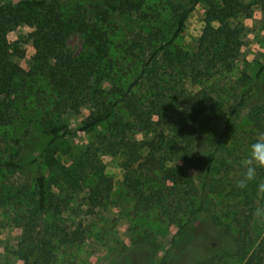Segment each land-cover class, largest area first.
Wrapping results in <instances>:
<instances>
[{
  "label": "trees",
  "instance_id": "16d2710c",
  "mask_svg": "<svg viewBox=\"0 0 264 264\" xmlns=\"http://www.w3.org/2000/svg\"><path fill=\"white\" fill-rule=\"evenodd\" d=\"M134 1L17 0L0 4V136L5 144L21 145L22 136L11 134L7 137L6 132H20L17 101L29 91L28 83L39 77L49 93L43 104L35 96L38 99L36 105H41L37 128L46 142L25 163L19 161L17 155L0 160V169L21 173L27 167L32 168L33 226L50 232L53 242L71 243L73 233L69 235L57 223L46 225L43 222L44 216L61 215L60 205L65 203L64 198L57 199L51 193L45 171L56 166L54 154L60 140L103 128L107 132L103 140L105 148L114 156L124 157L125 185L138 205L156 208L170 220L179 215L180 223L176 228L179 233L204 210L211 196L237 197L241 200L239 205L224 207L226 221L214 216L213 223L219 233L231 237L234 253L244 260L243 264H262L264 240L254 246L250 230L257 199L253 195L255 185L240 190L235 182L243 171L239 161L247 154L257 131L264 130V102L248 103L251 86L263 72L264 61L251 83H245V78L239 81L240 86L245 84V87L240 93L231 95V102L226 103L224 109L218 97H210L204 92L196 96L184 88L174 91L170 82L162 79L166 73L175 72L180 79L192 84L201 78L204 81L207 71L215 75L219 69L229 70L238 48L230 38V26L246 9L240 0H185L171 6L174 27L171 40L179 35L194 8L199 4L204 6L203 27L193 59L186 53L175 55L166 51L162 58H157L158 50H154L150 55V66L141 64L138 79H134L126 90L116 88L105 100H100L89 93V80L107 57L111 34L108 30L113 26V20H125L134 12L137 8ZM260 2L264 3V0ZM19 25L33 29L30 42L35 65L29 72L22 71L9 60V51L1 43L2 37ZM72 32L79 33L83 39L84 50L76 55L65 48L66 39ZM135 46L142 50L139 43ZM14 52L13 58L18 59L19 53ZM142 80L147 85L146 94H135L133 88ZM83 104H88L92 112L70 130L66 120ZM204 107L210 120H219L221 124L217 133L205 136L199 144L195 124ZM171 162H176L180 171L194 172L197 193L193 199L184 189L177 188L174 169L165 165ZM258 179H264V171L259 173ZM169 180L174 182L171 187L164 185ZM186 182L192 181L187 178ZM88 192L93 207L101 198V191L93 186ZM42 231H38L36 239L27 238L24 250L19 252L23 264H29L30 259L31 264H49L52 260L53 243ZM215 259L207 256L199 264H214ZM158 264H164L163 259Z\"/></svg>",
  "mask_w": 264,
  "mask_h": 264
},
{
  "label": "rangeland",
  "instance_id": "374dc122",
  "mask_svg": "<svg viewBox=\"0 0 264 264\" xmlns=\"http://www.w3.org/2000/svg\"><path fill=\"white\" fill-rule=\"evenodd\" d=\"M14 1L17 0H0V4ZM184 1L136 0V10L125 20H113V26L108 30L111 34L107 57L91 76L87 86L89 93L105 100L106 95L116 88L126 90L134 79H138L141 64L150 66V55L154 50H158L157 58H162L166 51L175 55L177 52L186 53L189 59H193L203 27L204 6L199 4L194 8L179 35L171 40L174 29L171 6ZM240 2L246 12L236 17L230 26V38L238 45L231 68L219 69L215 75L205 72V82L201 78L189 84L175 72L166 73L163 82H170L169 86L174 91L184 88L196 93V96L204 92L210 97H218L223 109L231 102V95L240 93L245 87V84L240 86L241 79L245 78V83H251L264 61V3L260 0ZM32 31V28L19 25L1 39L9 51V60L24 72L32 71L35 65L30 42ZM82 40V35L72 32L66 39V50L73 55L81 53L84 50ZM136 43L141 45V51L136 48ZM14 51L19 53L18 59L13 58L16 55ZM34 79L35 82L28 83L29 91L17 101L20 132H6L7 137L11 134L22 136L21 145L5 144L0 136V160L17 155L19 161L25 163L46 142L37 128L41 105H36L38 99L35 96L44 103L49 93L41 78ZM146 90L144 80L137 82L133 88L135 94H146ZM249 95V105L264 102V70L251 86ZM91 112L88 104L79 106L66 120L69 129L73 130ZM220 124L219 120H210L204 107L195 124L198 143L202 144L205 136L217 133ZM106 133L101 128L60 140L54 154L56 166L51 171H45L51 193L57 199L64 198L65 203L60 205L61 215L54 218L44 216L43 222L46 225L57 223L69 235L73 233L71 243L53 242L50 232L33 226L32 168L27 167L21 173L0 169V264H23L19 252L24 250L27 238L38 237V231H42L45 237L49 236L53 243V258L49 264H158L161 259L164 264H199L207 256L216 257L214 264H243L244 260L234 253L231 237L219 233L213 223L214 216L222 222L226 221L224 207L239 205V198L211 196L204 210L176 233L179 215L170 220L156 208H145L136 203L125 185L122 168L124 157L119 154L114 156L111 150L105 148L103 140ZM165 165L174 169L173 179H177V188L184 189L193 199L197 193L194 172L180 171L176 162ZM187 178L192 182H186ZM164 185L171 187L174 182L165 181ZM93 186L101 191V198L92 207L88 188ZM256 202L257 199L255 205ZM250 230L254 246L264 240V223L254 220L250 223ZM31 262L30 259L29 264Z\"/></svg>",
  "mask_w": 264,
  "mask_h": 264
},
{
  "label": "clouds",
  "instance_id": "9594fccd",
  "mask_svg": "<svg viewBox=\"0 0 264 264\" xmlns=\"http://www.w3.org/2000/svg\"><path fill=\"white\" fill-rule=\"evenodd\" d=\"M243 169L235 186L240 190H247L255 185L257 202L252 210L253 219L264 223V179H258L259 173L264 171V130H258L254 141L249 145L247 154L239 161Z\"/></svg>",
  "mask_w": 264,
  "mask_h": 264
}]
</instances>
